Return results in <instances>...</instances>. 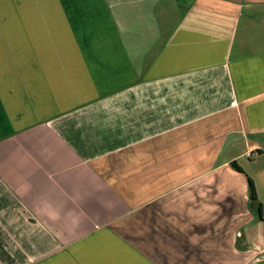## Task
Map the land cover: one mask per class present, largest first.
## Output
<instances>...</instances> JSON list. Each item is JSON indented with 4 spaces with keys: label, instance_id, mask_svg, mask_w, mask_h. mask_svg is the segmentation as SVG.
<instances>
[{
    "label": "crops",
    "instance_id": "1",
    "mask_svg": "<svg viewBox=\"0 0 264 264\" xmlns=\"http://www.w3.org/2000/svg\"><path fill=\"white\" fill-rule=\"evenodd\" d=\"M17 1L0 264H264V0Z\"/></svg>",
    "mask_w": 264,
    "mask_h": 264
},
{
    "label": "rangeland",
    "instance_id": "2",
    "mask_svg": "<svg viewBox=\"0 0 264 264\" xmlns=\"http://www.w3.org/2000/svg\"><path fill=\"white\" fill-rule=\"evenodd\" d=\"M10 1L11 3L15 2L16 4H19L17 0H10ZM246 158H243L240 161L243 164V166H245V168L251 167L252 169H259L264 165V156L253 155L252 160H248L249 158L247 159ZM250 208L254 210L255 206L252 204L250 205ZM261 226H262L261 221L260 222L255 221L250 226H248L243 230V234L256 236L260 242L262 241L264 242L263 234L261 232Z\"/></svg>",
    "mask_w": 264,
    "mask_h": 264
},
{
    "label": "trees",
    "instance_id": "3",
    "mask_svg": "<svg viewBox=\"0 0 264 264\" xmlns=\"http://www.w3.org/2000/svg\"><path fill=\"white\" fill-rule=\"evenodd\" d=\"M231 166L235 170H237L238 172H242V170L240 169V167H238L235 162H231ZM247 181H248L249 199L252 202H256L257 201V196H256V190H255L253 181L250 178H247ZM256 213H257L259 219L261 221H263V217H262L263 216L262 206L260 204H257V206H256Z\"/></svg>",
    "mask_w": 264,
    "mask_h": 264
},
{
    "label": "built area",
    "instance_id": "4",
    "mask_svg": "<svg viewBox=\"0 0 264 264\" xmlns=\"http://www.w3.org/2000/svg\"><path fill=\"white\" fill-rule=\"evenodd\" d=\"M256 153H253V152H251V151H248L247 153H246V157L247 158H252L253 157V155H255ZM261 232H262V234H263V236H264V217H263V221H262V226H261Z\"/></svg>",
    "mask_w": 264,
    "mask_h": 264
}]
</instances>
